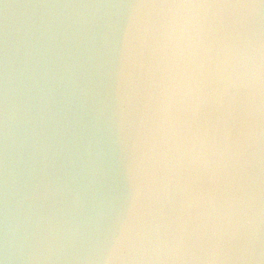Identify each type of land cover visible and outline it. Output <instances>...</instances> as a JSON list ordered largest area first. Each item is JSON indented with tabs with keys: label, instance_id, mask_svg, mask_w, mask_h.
Here are the masks:
<instances>
[{
	"label": "clouds",
	"instance_id": "clouds-1",
	"mask_svg": "<svg viewBox=\"0 0 264 264\" xmlns=\"http://www.w3.org/2000/svg\"><path fill=\"white\" fill-rule=\"evenodd\" d=\"M0 264H264V0H0Z\"/></svg>",
	"mask_w": 264,
	"mask_h": 264
}]
</instances>
